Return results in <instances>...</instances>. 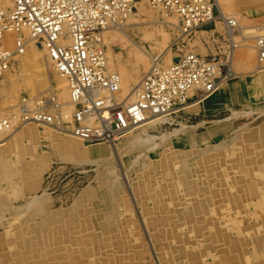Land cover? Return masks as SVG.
<instances>
[{
	"label": "bare ground",
	"instance_id": "obj_1",
	"mask_svg": "<svg viewBox=\"0 0 264 264\" xmlns=\"http://www.w3.org/2000/svg\"><path fill=\"white\" fill-rule=\"evenodd\" d=\"M143 1L141 0L138 4ZM214 1L219 9L217 30L220 32L225 31L227 35L230 30L228 21H234L236 25L233 31H230V36H228L232 40L230 53L226 58L229 72L227 77H223L219 82H216L214 90L211 92H203V89H199L195 95H191L195 91H190L189 96H191L187 110H196L201 103L208 104L209 101L220 100L221 97L231 98V101H228L229 103L235 102L242 105L239 110L231 107L229 114L223 119L211 121V124L216 126L229 121L233 115H248L255 112V110H259L251 109L248 111L245 109L248 105L247 100L252 98L250 103L257 106L264 99V94L260 91L261 86L259 87V85H264V56L257 40L258 35L264 34V23L259 26L246 27L241 25L248 18L247 15L243 16V12L251 7L260 8L261 4L251 5L249 0L243 2L238 0ZM138 4L136 9L124 19L118 20L115 25L107 26L100 31L99 43L94 44L96 47H101L109 73L114 72L118 76L116 91L103 87L95 88L96 93L105 100L113 97L118 101L121 99L124 101L131 100L133 97L132 92L139 85L142 78L152 68L159 66L154 59L155 56L149 53L145 45L138 43L125 32L127 26L134 24L133 20L136 19L135 11H138ZM145 4L153 9L148 13L149 22L155 24V26H160L158 29L163 32V39L169 37L165 33L166 28H175L174 30H178L182 38H187L190 44L197 40V34L203 35V32L199 31L194 36H197L196 39H189L187 34L182 31V19L178 13L168 12L160 6H153L147 2ZM12 7L10 0H0V9L4 13L9 14ZM151 33L153 31L142 29L143 38L151 37ZM254 33L258 34L251 36ZM204 35L206 34L204 33ZM17 38L21 39L23 46L20 52L16 51ZM122 38L136 48L132 66L134 71H131V66L122 65L123 67L119 69L121 64L116 62L112 54L110 45L116 39ZM39 40L41 39L32 35V31L27 25L7 30L0 37V49L12 53L11 57L7 58V67L0 73V166L6 160L1 147H4L7 143L17 144L18 140L21 139L25 142L28 141L24 144L26 150L23 149L27 152L33 146L30 141L38 140L41 152L36 153L33 158L23 160L22 163L25 170L32 174L24 183V189L29 191L36 189L40 184L43 173L52 162L51 151L54 156H58L59 153L66 154L65 159H70L76 165L79 164L78 162L91 161L95 155L105 148L98 147L99 145L107 146L108 143L111 148H115L117 146L115 141L123 136L129 135L135 140H147L149 137L147 130L164 122L163 117H156L147 122L132 125L124 131L123 135L108 141L84 143L82 138L74 131L73 120L77 110V101L71 88L70 78L57 68L56 63L49 56L45 43H43V40ZM200 40H202L200 45H194L189 50L181 51L198 55L205 54L206 46L212 44V41L207 37H200ZM59 42L68 44L70 39L61 38ZM241 47H248V49L246 48V51H243L239 57V54L236 53ZM160 52L162 54L163 51ZM30 53L36 54V57L26 61H18L12 70L11 66H13L15 60L25 55L28 56ZM169 56L168 61L170 62L162 61L163 65L172 62L173 56ZM39 62L52 65L56 74L60 77V81L55 85H51L48 75L40 71ZM116 63L118 69L115 68ZM251 64H256L252 75H247L244 72L241 76L235 71V66L237 68L245 66L246 68L250 67ZM142 70L147 71L140 79V71ZM47 85L54 89L53 92H43V88ZM25 88L32 89L22 92ZM216 103L219 104L220 102L217 101ZM107 114L108 111H104V115ZM113 115L123 123H127L122 105L115 108ZM84 121L96 125L99 119L95 115L88 114L85 116ZM200 123L202 121L198 124ZM248 127L247 124L239 127L242 131L235 147L241 144V135ZM261 127L264 128V124ZM261 131L263 132L262 128ZM188 133H191V129ZM163 137V140L169 139L168 134H164ZM205 137V135H201L199 138L193 136L192 143L205 141ZM180 140L182 144H186L184 138ZM235 147H232L233 149L229 148L227 151L215 150L205 154L207 157L211 154L215 161H207L205 156L202 162L203 166H213L218 177L217 179L215 176L207 175L203 182L204 186L200 185L211 190L209 191L212 192L210 200L205 199L199 184L198 191H191L185 188L184 180L180 181L176 175L169 178L170 173H172L170 170L171 165L166 159L165 163L161 161L160 165L157 166L159 172L153 177L157 185L163 182L168 183L169 188L163 190L165 196L156 199L155 206L150 205V202L153 201L152 198H155V193L150 191L153 186L147 183L146 186L151 192L152 201H148L145 209L144 205H139V202L141 204L146 202V198L138 202L136 197L135 201L138 202V204L136 203L137 213H125L122 224L115 223V226L108 224L104 225V228L101 223L98 224L97 221L101 222L99 219L104 217L106 206L104 207V203L97 200L90 193H84L83 196L85 197L81 201L80 198L77 199L71 208L67 207L57 211L51 208L50 203L43 196L44 194L33 195L23 206L25 208L30 206L29 216H43V218H47L49 225L43 227L41 225L44 234L42 238L38 237L37 240L31 239L32 230H28L30 226L27 229L16 227L17 230L12 232L14 234L12 238L4 234L5 232L0 233V262L3 264H228L230 262H234V264H264V199L257 198V200L251 201L246 199L249 194L256 195L253 194L254 188H257V191L264 196V188H261L258 184L254 170L241 164L236 151H234ZM151 159L152 163H156V158ZM199 166H202V164H198L196 170ZM153 168L155 167L152 166L150 169ZM209 170L211 168L206 167V171ZM140 173L136 172L135 178L138 180L136 187L143 190L145 187L142 188L140 180L143 179V176ZM0 179L3 181L8 180L6 175H4V178L3 175L0 176ZM128 183L135 193V181L131 182L129 180ZM1 184L6 186L4 183ZM185 185L189 186L188 183ZM19 189L22 190V186H19ZM12 190L9 193L7 189L1 188L0 198L11 201L9 195L17 196L21 192L20 190ZM3 193L6 196L2 195ZM174 195L179 198L175 200ZM232 195L236 196L233 202L231 201ZM123 201L126 203L124 197ZM247 204L251 207L249 209L252 212L260 214V216L252 220L243 213L236 212ZM80 206L83 207V210H86L85 208L92 209L89 217L95 226H98L96 230L89 232L90 230H87V227L84 226L85 220L81 219L79 212L76 210ZM140 206H142V210ZM71 209H74V212L70 215L73 216V219L69 221L67 214L71 212ZM260 209L262 211H259ZM207 213L211 215H207ZM145 217H152L153 220L147 222V219L144 220ZM260 217L261 219H259ZM65 218L68 219L65 220ZM55 220H58L59 223ZM81 227H83V230H81ZM207 234H209V237ZM118 235L123 237L125 244L119 242L120 246L117 245ZM230 242L231 247L232 245L237 246L238 252L229 251L231 250ZM157 244H161L163 248L158 249Z\"/></svg>",
	"mask_w": 264,
	"mask_h": 264
},
{
	"label": "rangeland",
	"instance_id": "obj_2",
	"mask_svg": "<svg viewBox=\"0 0 264 264\" xmlns=\"http://www.w3.org/2000/svg\"><path fill=\"white\" fill-rule=\"evenodd\" d=\"M238 1L243 2L245 0ZM249 1H251V5L261 4V7H251L245 10L243 16L247 15L246 17L248 18H246L241 25L246 27L251 25L259 26L264 23V0ZM145 3L146 1L144 0L142 3L138 4L139 8L138 11H135L136 19L133 20L134 24L127 26L125 32L138 43L144 44L152 56H159L163 59L162 61L169 63L168 56H173L175 54L174 49L176 47H179L180 50L184 51L187 49L189 50L194 45H200V41L203 40H200V37H204V33H202L203 35L197 34V40L190 44V42L187 41V38H182V35L178 30H174L175 28H166L165 33H167L169 37L163 39V32L158 29L160 26H155V24L149 22L150 19L148 18V13L153 11V9L148 7ZM142 29L153 31L150 35L151 37L143 38ZM255 34L256 33L251 34V36H256L258 33ZM196 37L191 39H196ZM110 46L116 62L121 64L119 69L123 66H131L132 68L136 48L124 38L116 39ZM246 48L248 49V47ZM246 48H239L236 54H239L240 57L242 52L246 51ZM161 50L163 51L162 54L160 52ZM32 53L28 56L25 55L26 57L22 56V58L15 60L13 66H11L12 70L17 65L18 61H26L27 59L36 57V54L33 55ZM117 63L115 64L116 69H118ZM255 65L251 64L250 67L246 68L245 66H240L239 68L235 66L234 68L241 76L244 72L247 73V75H252L253 70H255ZM39 66L40 71L48 75L51 85H55L60 81V77L56 74L52 65L50 66L48 63L39 62ZM132 70L134 71L133 68L131 71ZM146 71L147 70L140 71V79ZM259 87L261 88L260 91L264 94V85H259ZM31 89L32 88H25L22 92ZM43 90V92H53L54 89L47 85ZM234 107L239 110L242 108V105L237 103L234 104ZM251 109L259 110H255V112L248 115H233L229 121L223 122L227 127L220 137L212 136L205 141H196L195 144L192 143L193 135L205 132L206 127L211 124V121L223 119L229 114V112L217 111L205 114V111L202 108L196 110L188 109L185 114H182L170 123H159L156 127L148 129L147 135L149 137L147 140H135L129 135L123 136L115 141V143H117L115 148H111V145L108 143L106 144L107 146L99 145L98 147L105 148L99 154L95 155L91 161L78 162L79 164L76 165L70 159H65L64 156L66 154L59 153L58 156H54L49 149L52 154V162L45 170V173H43L42 180L38 187L31 191L24 189V183L30 176H32V174L25 170V166H23L22 163L31 157L33 158L34 155L36 156V153L41 152L39 143L37 142L38 140H34L35 142L30 141V144L33 146L31 145L32 148L27 150L28 154L25 151L26 147H24V144L28 141L25 142L20 139L18 140L19 142L17 141V144L7 143L4 147H1V151L4 152L6 156V160H4L2 166H0V176L3 175L4 178V175H6V179L8 178V180L3 181L0 179V189L5 188L7 189V192L10 193L11 189L17 191L20 190L19 186H22V190H20L21 192L17 196L9 195L8 197L11 201H6V199L4 200V198H0V233L5 232L4 234H7L8 237L12 238L14 236L12 232L17 230L16 227L27 229V227L30 226L28 230H32L31 239L33 238L34 240H37L38 237L42 238L44 234L42 227L47 224L49 225L47 218H43V216H29L30 206L28 208L23 206L31 196L36 194H44L43 196L46 197L51 208L57 211L66 209L67 207L71 208L77 199L80 198L81 201L85 197L83 196L84 193H90L97 200L103 202L104 207L106 206L104 209V217L99 219L101 222L97 221L98 224L101 223L104 228V225L108 224H122L123 215L125 213H137L136 203L138 204L139 201L146 198V202H142V204L139 202V205H144L143 207L146 209L148 201L153 200L150 202V205L152 204V206H155V200L165 196L163 190L169 188V186H167L168 183L163 182L157 185L154 182L155 180L153 177L159 172L157 166L160 165L161 161L165 163L166 159H168V162L171 165L170 170L172 173H170L169 178H171L172 175H176L180 181L184 180L183 183L186 189L198 191V184L199 186H204L203 182L207 175L215 176L218 179L213 166H203L202 162L205 159V154L215 150L227 151V149L235 147L242 131L239 127L243 124H247L249 127H255L256 124L264 118V99L259 105H252L245 110L250 111ZM201 121L202 123L198 124ZM190 129L191 133H188ZM164 134H168V140H163ZM181 138H184L186 144H182L180 140ZM36 142L37 144L34 145ZM41 144L44 145L43 143ZM151 158H156V163H152ZM206 158L207 161H215V158H213L211 154L209 157L206 156ZM198 164H202V166H199L198 170H196ZM152 166L155 168L150 169ZM206 167H210L211 170L206 171ZM137 171L139 173L141 172L140 174L143 176V179L140 180L142 188L145 187L143 190L136 187L138 184V180L135 178ZM129 180L131 182L135 181V193L130 188L128 183ZM1 183H4V185L6 184V186H3ZM147 183H150L153 186L150 191L155 193L154 199L151 197V192L146 186ZM186 183H188L189 186L185 185ZM200 187L204 196L208 194L212 195V193L209 192L211 190L202 186ZM2 195L5 194L3 193ZM123 197L125 198L126 203H124ZM136 197L138 202L135 201ZM178 198L177 195H174L175 200ZM142 206H140L141 210ZM85 209L86 210H83V207L80 206L76 210L79 212L81 219H83V221L85 220L83 223L84 226L87 227V230H90L89 232H91L92 230H96L98 226H95L89 217L92 209ZM70 211L71 212H68L67 214L69 219L65 218V220L68 219L70 221L73 219V216L71 217L70 215L74 212V209H71ZM259 211L262 210L260 209ZM145 219L148 220L147 222L153 220L152 217H145L144 220ZM55 222L59 223L58 220H55ZM81 230H83V227H81ZM116 241L119 246L120 243L125 244L121 235L117 236ZM0 263L3 264L2 262Z\"/></svg>",
	"mask_w": 264,
	"mask_h": 264
},
{
	"label": "built area",
	"instance_id": "obj_3",
	"mask_svg": "<svg viewBox=\"0 0 264 264\" xmlns=\"http://www.w3.org/2000/svg\"><path fill=\"white\" fill-rule=\"evenodd\" d=\"M10 1L13 7L9 14L0 9V37L7 30L27 25L33 36L43 40L57 68L70 78L77 101L74 131L84 143L108 141L123 135L128 127L156 117H163V124L170 123L186 113L191 95L199 89L211 92L216 82L227 77L229 72L226 58L232 40L228 36L236 25L234 21H228L230 30L227 35L225 31L217 30L219 9L214 0H145L168 12L178 13L182 19V31L189 38L202 31L212 44L206 46L203 55L184 53L176 47L168 65H163L162 59L155 56L159 66L142 78L132 92L131 100L118 101L114 97L105 100L95 88L116 91L118 76L109 73L101 47L94 44L99 40L100 31L132 13L141 0ZM61 38L70 39V43H60ZM257 40L264 56V34L258 35ZM22 47L21 39L17 38L16 51L20 52ZM11 55L0 49V73L7 67V58ZM190 91L195 92L189 96ZM121 105L125 110L126 124L113 115L115 108ZM106 110L108 114L104 115ZM88 114L97 116L99 122L96 125L86 123L84 118Z\"/></svg>",
	"mask_w": 264,
	"mask_h": 264
},
{
	"label": "crops",
	"instance_id": "obj_4",
	"mask_svg": "<svg viewBox=\"0 0 264 264\" xmlns=\"http://www.w3.org/2000/svg\"><path fill=\"white\" fill-rule=\"evenodd\" d=\"M245 100H247V99L245 98ZM192 101H193V99L191 100V102ZM217 101L220 103L217 104L216 103ZM228 101H231V98L225 99V98L221 97L220 100L214 99L212 101H209L208 104L201 103L199 105V108H202L205 111V114L217 112V111L218 112H225V111L229 112L230 108L234 107V104H237V103H235V102L229 103ZM251 101H252V98L247 100V104H248L246 106L247 108L252 106V105L254 106V104L250 103ZM249 103H250V105H249ZM263 124H264V118L261 119L260 122H258L255 127H248V129L246 131H244L241 135V138H242L241 144L237 145L235 147V150H234V151H236L237 157H238L239 161H241V164H243L247 168H252L254 170V173L257 176L256 179L258 180V184L260 185L261 188L262 187L264 188V128L261 127ZM226 127L227 126L224 124H218L216 126H214L213 124H210L209 126L206 127L205 132H203L201 134H197V135L195 134L193 136L194 137L197 136L199 138L201 135H205L206 139H208L209 137H212V136L213 137L214 136L220 137L223 134L222 132L225 131ZM261 128L263 129V132L261 131ZM253 194H256V195L249 194L246 199L248 201L257 200V198H259V199L263 198L264 199V196L262 195L261 192L257 191V188H254ZM204 197L207 200H210V198H212V196L209 194L204 196ZM235 198H236V196L232 195L231 201L233 202V199H235ZM249 208H251V207L247 204L244 207L240 208L241 210L239 209L236 212L243 213V215H245L246 217L248 216L252 220L256 219V217L260 216V214H256V213L252 212V210H250ZM207 215H211V214L207 213ZM259 219H261V217ZM207 236L209 237V234H207ZM229 244H230L229 246L231 248V250H229V251H231V252L237 251L236 245L235 246L232 245V247H231V242ZM156 246L158 249L163 248V246L161 244H157ZM228 264H234V262H230Z\"/></svg>",
	"mask_w": 264,
	"mask_h": 264
}]
</instances>
